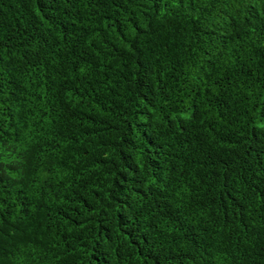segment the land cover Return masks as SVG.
<instances>
[{
	"label": "trees",
	"instance_id": "1",
	"mask_svg": "<svg viewBox=\"0 0 264 264\" xmlns=\"http://www.w3.org/2000/svg\"><path fill=\"white\" fill-rule=\"evenodd\" d=\"M0 264H264V0H0Z\"/></svg>",
	"mask_w": 264,
	"mask_h": 264
}]
</instances>
